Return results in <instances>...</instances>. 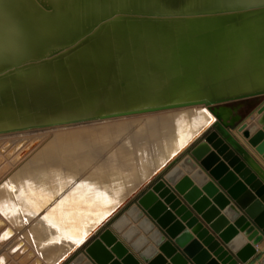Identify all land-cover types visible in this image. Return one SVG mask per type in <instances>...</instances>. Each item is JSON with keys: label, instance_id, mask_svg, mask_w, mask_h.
<instances>
[{"label": "bare ground", "instance_id": "6f19581e", "mask_svg": "<svg viewBox=\"0 0 264 264\" xmlns=\"http://www.w3.org/2000/svg\"><path fill=\"white\" fill-rule=\"evenodd\" d=\"M258 95L264 0H0V244L33 237L39 264H91L83 241L216 124L264 179L213 111L234 119L230 103ZM138 213L116 229L132 237Z\"/></svg>", "mask_w": 264, "mask_h": 264}, {"label": "water", "instance_id": "95a60500", "mask_svg": "<svg viewBox=\"0 0 264 264\" xmlns=\"http://www.w3.org/2000/svg\"><path fill=\"white\" fill-rule=\"evenodd\" d=\"M249 6L194 15H237ZM213 111L226 127L240 119L237 115L227 120L216 105ZM258 111L261 124L242 122L238 127L264 157V104ZM214 126L205 129L83 241L80 250L91 264H264V253L257 246L264 238V180ZM183 155L193 175L173 167ZM131 208L139 210L136 222H147V226L139 224L145 234L141 243L140 230L132 237L125 232L133 250L114 230L117 219Z\"/></svg>", "mask_w": 264, "mask_h": 264}, {"label": "rangeland", "instance_id": "374dc122", "mask_svg": "<svg viewBox=\"0 0 264 264\" xmlns=\"http://www.w3.org/2000/svg\"><path fill=\"white\" fill-rule=\"evenodd\" d=\"M262 99H264V97L261 99H258L256 101L243 100V101H241L242 103H240V102L239 103H236V102L230 103V105L232 107H234V113L239 115L240 119L236 122L235 125L229 126L228 128L234 133V135L241 142H242V140L238 136V134L235 133V130L238 128L240 123L244 122L247 119V117H249L251 114H253L254 108L257 106L258 103H260V101ZM214 128L219 130L220 126L218 124H216L214 126ZM160 130L161 131H159V132H162V128ZM155 141L156 140L151 139V142H150L151 148L153 147ZM242 144L251 152V150L247 147V145L244 142H242ZM97 146H98V144H97ZM188 151H186V152H188ZM10 156H12V155H10ZM242 156H243V154H242ZM153 168H154V166L150 167L151 170ZM125 211L126 210H123L119 215L123 214ZM10 238H11V235L5 237V239L3 240L4 242H2L0 244V264H33V262H34V264H36V262H38V264H39L41 262V259H40L41 257L39 256L40 254L37 253V250H39V249H38L37 241L35 238H33V237H26V238L21 237V240L19 239L14 244L11 243ZM35 254L39 258L36 257ZM31 258H33V259H31ZM64 263H62V264H64Z\"/></svg>", "mask_w": 264, "mask_h": 264}, {"label": "crops", "instance_id": "0c3cea01", "mask_svg": "<svg viewBox=\"0 0 264 264\" xmlns=\"http://www.w3.org/2000/svg\"><path fill=\"white\" fill-rule=\"evenodd\" d=\"M264 97V95H258V96H255V97H251V98H247V99H244V100H251V101H256V100H258V99H261V98H263ZM241 101H243V100H239V101H234V102H236V103H239V102H241ZM262 104H264V99H262L261 101H260V103H258L257 104V106L254 108V111H253V113H255V111L256 110H258V108L262 105ZM248 118V117H247ZM245 121H247V119L245 120ZM244 121V122H245ZM259 124H261V122H259ZM262 126V125H261ZM237 130V129H236ZM235 130V133H237V131ZM233 133V132H232ZM234 134V133H233ZM238 134V133H237ZM238 136L241 138V140H242V142H244L246 145H247V147L251 150V152L242 144V142L238 139V141L240 142V144L247 150V152L249 153V154H251V156L256 160V161H258V163L263 167V169H264V157H263V155L262 154H260L257 150H256V148L254 147V146H252L250 143H249V141H248V139L245 137H241L239 134H238ZM244 136V135H243ZM246 160H247V162L250 164V162L248 161V159L246 158ZM251 165V164H250ZM252 166V165H251ZM252 168H253V166H252ZM253 169H255V168H253ZM182 170H183V173H186V174H190V175H192L193 173H191L189 170H187L186 168H182ZM256 171V170H255ZM257 172V171H256ZM258 173V172H257ZM259 174V173H258ZM264 180V179H263ZM196 184H197V182H196ZM126 213V212H125ZM137 222L135 221H133V223L132 224H136ZM114 230L117 232V234H118V236L124 241V242H126V244H128L129 246H130V242L127 240V238L124 236V233H122V232H119L117 229H115L114 228ZM138 230H140L139 231V235H144L145 236V234H144V231H143V229H138ZM258 246V249H259V252H263L264 253V238L262 239V241L257 245ZM130 248H131V246H130ZM80 249V248H79ZM132 249V248H131ZM133 250V249H132ZM135 252V251H134ZM136 255L140 258V260L142 261V262H144V260L142 259V257H140V255L138 254V253H136ZM263 257H264V254H263ZM262 257V258H263ZM68 262V260H66L65 261V263L64 264H66ZM144 264H146V262H144ZM238 264H243V263H238Z\"/></svg>", "mask_w": 264, "mask_h": 264}, {"label": "snow or ice", "instance_id": "6c2138e0", "mask_svg": "<svg viewBox=\"0 0 264 264\" xmlns=\"http://www.w3.org/2000/svg\"><path fill=\"white\" fill-rule=\"evenodd\" d=\"M100 196H102V194H100ZM104 201L107 203L109 201H107V198L106 197H103ZM99 215V214H98Z\"/></svg>", "mask_w": 264, "mask_h": 264}]
</instances>
